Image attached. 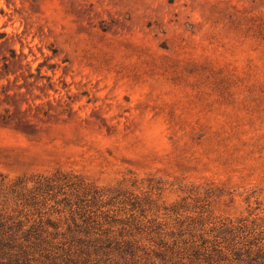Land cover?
Returning <instances> with one entry per match:
<instances>
[{
    "label": "rangeland",
    "instance_id": "rangeland-1",
    "mask_svg": "<svg viewBox=\"0 0 264 264\" xmlns=\"http://www.w3.org/2000/svg\"><path fill=\"white\" fill-rule=\"evenodd\" d=\"M246 250L264 254V0H0V264Z\"/></svg>",
    "mask_w": 264,
    "mask_h": 264
},
{
    "label": "trees",
    "instance_id": "trees-1",
    "mask_svg": "<svg viewBox=\"0 0 264 264\" xmlns=\"http://www.w3.org/2000/svg\"><path fill=\"white\" fill-rule=\"evenodd\" d=\"M257 253L259 254V256H256L257 260H252L253 262H251L252 264L256 263V264H264V254L262 253V251H257ZM200 253H196V255H199ZM211 255V254H210ZM209 255V256H210ZM216 256L221 255V253H216ZM215 255H211L210 257H213ZM208 256V257H209ZM241 260H245L246 263L250 264V262L248 261V259H253V252L251 250H246L245 254L240 255Z\"/></svg>",
    "mask_w": 264,
    "mask_h": 264
}]
</instances>
